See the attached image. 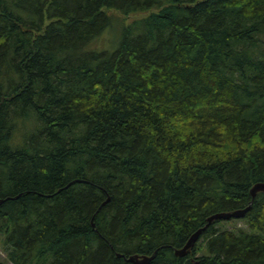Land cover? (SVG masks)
<instances>
[{
  "label": "trees",
  "instance_id": "obj_1",
  "mask_svg": "<svg viewBox=\"0 0 264 264\" xmlns=\"http://www.w3.org/2000/svg\"><path fill=\"white\" fill-rule=\"evenodd\" d=\"M258 182L264 0H0V264H264Z\"/></svg>",
  "mask_w": 264,
  "mask_h": 264
},
{
  "label": "water",
  "instance_id": "obj_2",
  "mask_svg": "<svg viewBox=\"0 0 264 264\" xmlns=\"http://www.w3.org/2000/svg\"><path fill=\"white\" fill-rule=\"evenodd\" d=\"M258 192H264V182L255 183L250 190V193L253 198L256 196ZM6 200L7 199L5 198H0V206ZM251 205H252V202L245 208L217 212L211 215L207 219V224L199 228L196 232H194L183 247L175 249V255L178 257H183V256H186L188 253H190L192 249L194 248V246L196 245L197 241L199 240L202 232L209 225H211L215 220H230L232 218L241 219L245 217L246 213L250 210ZM157 253H158V250H156L152 255L133 254V255H130L127 259L129 262H132L134 264H150V262L156 257ZM118 256H124V254L119 253Z\"/></svg>",
  "mask_w": 264,
  "mask_h": 264
},
{
  "label": "rangeland",
  "instance_id": "obj_3",
  "mask_svg": "<svg viewBox=\"0 0 264 264\" xmlns=\"http://www.w3.org/2000/svg\"><path fill=\"white\" fill-rule=\"evenodd\" d=\"M110 15L112 17L110 26L105 29L104 33L99 38L91 43V48L95 47L101 50L113 51L117 46L122 29L142 14H131L126 16L121 13H111ZM227 226L247 227L242 221L228 223ZM1 246L2 243L0 242V259L6 262V253Z\"/></svg>",
  "mask_w": 264,
  "mask_h": 264
}]
</instances>
